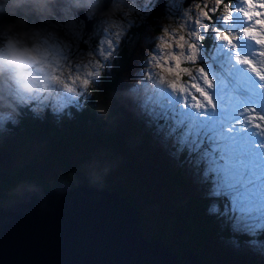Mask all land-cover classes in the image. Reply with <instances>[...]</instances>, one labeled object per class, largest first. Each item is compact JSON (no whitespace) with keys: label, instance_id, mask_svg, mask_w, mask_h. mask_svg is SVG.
<instances>
[{"label":"rangeland","instance_id":"obj_1","mask_svg":"<svg viewBox=\"0 0 264 264\" xmlns=\"http://www.w3.org/2000/svg\"><path fill=\"white\" fill-rule=\"evenodd\" d=\"M42 1L45 0H28L22 4L24 9L20 11L23 14L26 10L34 17L33 30L38 33L37 43L44 50V63L51 61V80L54 83L44 88L41 82V91L35 95H24L18 93L6 77H0V114H10L12 117L0 119V133L7 138L0 144L3 146L0 148V171L9 170L10 166L23 163L32 155L35 156L31 170L33 176L39 175L47 181L58 179L61 171L55 164L56 155L50 154L41 143L28 144L32 152L26 154L23 135L11 137L12 132L5 127L6 122L17 123L14 103L28 105L35 113L43 112L45 108L64 111L71 102L79 106L86 104V98L96 96V88H101V76L93 81L87 93H82L79 88L75 93L67 92L55 77L64 78L71 67L89 60L96 64L100 61L104 67L97 70L105 73L106 78L110 76V80L115 74L116 78L109 87V95L103 98L102 91L98 90L94 102L96 114L107 128L127 140L128 146L123 148L121 145L120 153L118 147L115 152H109L103 141L96 144L93 140V144L79 143L77 147H68L60 155L73 166L80 163L76 171L80 172L82 168L87 178L112 173L115 186L123 189L121 195H129L137 203L142 236L152 239L158 234L170 250H179L182 242L186 241L187 232L180 229L181 223L170 209L176 198H208L206 211L209 213L210 206L215 204L213 197L224 195L217 193L213 187L215 171L222 173L229 163L224 155V144L227 142L239 148L252 143L258 151L264 152V127L250 120L251 109L264 114V81L235 59L236 55H241L259 60L256 55L258 46L254 42L237 39L233 49L215 35L216 31L239 34L244 26L243 18L234 12L231 21L224 23L218 11L212 15L211 21H202V25H207L205 31L203 26L198 27L195 23L199 13L194 6L203 0H192L185 6L184 0H165L162 11H154V16L153 13L148 16L154 0H111L106 9H98L102 0H59L54 12L49 14L55 17L51 23L47 21V13L44 14ZM254 2L259 3L260 0ZM225 3L232 8L242 6L240 0H225ZM10 4L11 0H0V6L4 9ZM79 8L83 16L92 21L90 30L78 18V12L72 10ZM32 9H39V12L32 14ZM13 16L18 17V14ZM136 20L143 28L140 37L130 42L129 49L125 46L117 51L120 42L127 40V34ZM7 22V18L0 19V42L6 38L2 26ZM177 27H183L187 33L200 32L201 39L195 41L198 48L196 65L213 82V87L208 91L215 108H193L191 103L195 104L196 101H186L158 79L151 63V58L159 54L156 47L158 38L165 28ZM59 29H64V35L58 34ZM121 55H124L123 60L118 59L115 63V57ZM251 77L255 80L248 81ZM167 79L171 80V77ZM185 81L186 76L178 83ZM201 86H204L202 82ZM191 91L195 92L194 89ZM196 96L200 103L206 105L198 93ZM45 104L48 106L44 107ZM109 111L114 117L107 119ZM245 112L249 116H245ZM259 118L264 121V117ZM92 127L89 126L90 130ZM82 150H87L90 160H80ZM112 153L115 158L111 160ZM219 159L224 164L213 168L214 161ZM176 169H181L183 173L185 183L182 186H177L169 177L171 171ZM229 228L237 231L235 224ZM235 241L233 237H214L207 239L200 247L214 259L215 264H264V255L249 250L243 243L245 240L240 247L234 246Z\"/></svg>","mask_w":264,"mask_h":264},{"label":"water","instance_id":"obj_2","mask_svg":"<svg viewBox=\"0 0 264 264\" xmlns=\"http://www.w3.org/2000/svg\"><path fill=\"white\" fill-rule=\"evenodd\" d=\"M58 1L45 0L43 12H54ZM164 6L155 0L149 15ZM72 10L81 18V8ZM16 190L10 203L0 204V264H201L189 250L179 260L160 237L145 239L137 207L117 190L83 178L73 188L55 183Z\"/></svg>","mask_w":264,"mask_h":264},{"label":"snow or ice","instance_id":"obj_3","mask_svg":"<svg viewBox=\"0 0 264 264\" xmlns=\"http://www.w3.org/2000/svg\"><path fill=\"white\" fill-rule=\"evenodd\" d=\"M240 3L241 7L232 8L229 3H225V0L198 2L194 6L199 13L195 23L198 27L203 26L206 31L207 25H202V21H211L212 15L218 11L222 14L224 23L231 21L234 12L238 13L243 18L244 25L239 34H234L232 31H216V38L226 42V45L233 49L236 47L234 41L237 39L254 42L258 46L256 55L259 60L241 55H236L235 59L238 63L246 65L259 80L264 81V11H260L264 9V0H260L259 3H255L254 0H240ZM81 20L84 21L85 28L90 30L92 21L84 17L83 13ZM200 39L199 31L187 33L183 27L165 28L156 45L159 54L151 58V63L161 83L166 84L173 92L179 93L186 101H196L195 104L191 103L193 108H215L213 98L208 91L213 87V82L204 70L196 65L198 48L195 41ZM103 67L100 61L96 64L89 60L71 67L66 77L57 76L55 79L67 92L75 93L79 88L82 93H87L93 81L101 74L97 69ZM184 76L187 77V81L178 83ZM167 77H171V80ZM201 82L206 87L201 86ZM191 89L195 92L193 93ZM197 93L206 101V105L200 103ZM250 111V120L264 127V121L259 118L264 117V114L257 113L255 109ZM245 113V116H249L248 112ZM0 119L8 120L12 117L10 114H0ZM224 147V155L229 163L225 165L222 173L215 171L213 184L217 193L224 195L218 194L213 197L216 202L210 206V214L223 213L220 215L221 219L229 226L236 225L237 231L234 235L245 236L247 238L243 242L245 246L251 251L264 255V240H261V237H264V152L258 151L252 143L237 148L226 142ZM218 164H224V161L221 159L214 161L213 168ZM240 243L237 239L234 246L240 247Z\"/></svg>","mask_w":264,"mask_h":264},{"label":"trees","instance_id":"obj_4","mask_svg":"<svg viewBox=\"0 0 264 264\" xmlns=\"http://www.w3.org/2000/svg\"><path fill=\"white\" fill-rule=\"evenodd\" d=\"M43 3L44 1L41 2V4ZM11 5L12 4H10V7L7 9L0 6V19L7 18L8 22H11L16 20L18 17H22L25 21L26 28L33 30L32 20L34 17L26 10L23 11L25 13L22 14V11H20V9H24L22 5ZM32 11V14H34V12H39V9H32ZM7 12L8 16H6ZM13 14H18V17L13 16ZM49 14L52 13H47V21L53 23L55 17H51ZM149 28L156 29L155 26H149ZM142 30L143 28L141 27L140 21L136 20L135 25H133L130 29V33L127 34V40L120 42L117 51H121L125 46L129 49L128 46L130 45V42L134 40V38H139ZM64 32V29L58 30L59 35H64ZM123 58L124 55H121V57L116 56L115 63H117L118 59L119 61H122ZM104 74L105 73H101V77L99 79V85H102L103 88L102 86L100 89L99 87L96 88V96L86 98L87 103L84 105L79 106V104L71 102L64 111H56L45 108L43 112L37 111V113H35V111L28 105H16V103H14L15 107L13 108V112L17 123L14 124L11 121H8L5 125V127L10 129V132H12L11 137L18 134L23 135V143L26 145L27 150L26 154H30L32 152L30 145L28 144L41 143L50 154L54 153L56 155L55 164H58L61 173L57 180L52 178L50 181L41 179L39 175L33 176L31 174V170L34 167L35 156H29L25 162L10 166L9 170L0 171V204L5 205L10 203L15 197L17 187H21L23 185L34 186L35 184H41L46 188H51L55 185V183H63L68 187L73 188L78 178L85 179L91 185H96L108 190L114 189L120 194L123 193V189L121 187L119 188L115 186L112 173L103 175L97 174L92 178H87L82 168L80 172L76 171L81 166L80 163L77 162L75 163V166H73L68 160L60 155V153L68 147H77L79 143L80 145L82 143H84V145L93 144V140L96 141V144H100V142L103 141L106 146V150L109 152H115V148L118 147V151L120 153L122 150L121 145H123V148L128 146V141L123 139V137L117 134L113 129L107 128L106 124L102 123V120H100L99 116L96 114L94 102L97 100L98 90L102 91L103 98L109 95V87L112 86V83L116 78V74L111 80L108 79L110 76L106 78ZM108 115L107 119L114 117L112 111H109ZM89 126H93L91 130ZM6 128L5 131H8ZM6 140L7 138H5L4 134L0 133V144ZM0 148H3V146L0 145ZM3 150L4 153L7 154L5 149ZM86 151L87 150L81 151L80 160L83 162L91 159ZM26 154L24 156H26ZM113 158H115V156H113L112 153L111 160ZM47 164L49 165V162H47ZM169 177L177 186H182L185 183L181 169L171 171ZM123 197L126 202L136 207L137 203L133 201L132 197L129 195H125ZM207 202L208 198L205 197L186 196L183 199L180 197L176 198L170 207L172 215L179 223H181L180 229L187 232L186 241L182 242L183 246H181V248L178 247L180 248L179 250L173 251L177 253L179 260L184 259V251L189 249L192 254L199 259L201 264H215L214 259H211L210 256L206 255L205 250L200 247V245L207 239L214 237H223L227 239L229 237H233L236 240L238 239L240 242L247 239L243 235L238 237L234 235V232L230 230L226 221L220 218V215L223 214L220 213V215H217L210 214V212L208 213L206 211ZM154 237L159 236L158 234H155ZM196 247H198L197 250H195Z\"/></svg>","mask_w":264,"mask_h":264},{"label":"clouds","instance_id":"obj_5","mask_svg":"<svg viewBox=\"0 0 264 264\" xmlns=\"http://www.w3.org/2000/svg\"><path fill=\"white\" fill-rule=\"evenodd\" d=\"M27 2L11 0L14 6ZM2 27L6 38L0 42V77H6L15 90L24 95H35L41 91V82L44 88L54 83L51 80V61L44 63V50L37 43L38 33L26 28L22 17Z\"/></svg>","mask_w":264,"mask_h":264},{"label":"bare ground","instance_id":"obj_6","mask_svg":"<svg viewBox=\"0 0 264 264\" xmlns=\"http://www.w3.org/2000/svg\"><path fill=\"white\" fill-rule=\"evenodd\" d=\"M254 78V77H253ZM253 78H248V81H250L251 79H253ZM255 79H253V81H254ZM261 82V81H260ZM260 82L258 83V86H257V91H258V88H259V85H260ZM264 138V137H263ZM262 141H264V139L262 140ZM189 250V249H188ZM190 252H191V250H189ZM188 251V252H189ZM192 253V252H191Z\"/></svg>","mask_w":264,"mask_h":264},{"label":"flooded vegetation","instance_id":"obj_7","mask_svg":"<svg viewBox=\"0 0 264 264\" xmlns=\"http://www.w3.org/2000/svg\"><path fill=\"white\" fill-rule=\"evenodd\" d=\"M154 2H155V0L153 1V4H154ZM164 3H165V0H164ZM251 78H253V77H251Z\"/></svg>","mask_w":264,"mask_h":264}]
</instances>
